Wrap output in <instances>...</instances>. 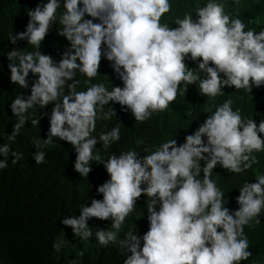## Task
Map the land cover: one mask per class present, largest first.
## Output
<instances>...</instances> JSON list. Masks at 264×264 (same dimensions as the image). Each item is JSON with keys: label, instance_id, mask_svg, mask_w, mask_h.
<instances>
[{"label": "clouds", "instance_id": "obj_1", "mask_svg": "<svg viewBox=\"0 0 264 264\" xmlns=\"http://www.w3.org/2000/svg\"><path fill=\"white\" fill-rule=\"evenodd\" d=\"M61 8L63 30L59 34L70 47L56 62L40 47ZM171 8L170 0H47L29 10L26 30L10 33L9 40L13 45L27 40L37 50L8 51L7 66L10 81L22 89L29 88L30 73L38 78L31 84L30 95L20 94L11 103L18 122L8 139L15 142L28 123L30 109L54 104L43 144L53 143V137L66 141L77 153L74 169L80 176H89L90 162L95 160L110 177L97 188L102 200L91 199V206L82 205L78 217L63 218L61 223L71 227L74 236L89 240L93 236L90 219L110 220L116 231L97 230L95 236L101 246L118 244L131 253L124 264H240L253 256L244 228L253 221L260 223L264 172L239 189L235 198L239 208L232 211L225 206L211 171L220 165L227 174L251 177V168L258 163L256 154L264 152V119L257 125L253 118H243L239 109L234 111L232 100H226L183 143L168 140L142 157L134 149L113 153L107 161L95 154L97 143L108 148L120 140L119 125L98 138L92 135L98 119L117 116L113 107L103 111L110 101L143 123L153 113L167 111L181 86L186 92L197 81L200 93L210 98L224 95L225 87L251 93L253 87L264 86V29L245 31L247 25L215 0L197 8L195 19L192 14L177 18L178 27L173 28L161 24ZM103 58L123 87L109 91L98 83L77 91V72L93 80L100 74ZM187 60L198 67L189 68ZM197 69L206 78L201 79ZM65 89L67 94H63ZM39 123L40 119L31 120V125ZM33 144L36 149L42 147L40 138H34ZM10 151L8 144L0 145L4 157L0 170L8 167ZM11 155L13 164L23 158L19 152ZM45 156L44 151L33 153L36 164L45 163ZM201 172L203 178L197 179ZM142 195L147 197L148 231L143 236L129 231L119 239V231ZM52 246L59 252L61 241Z\"/></svg>", "mask_w": 264, "mask_h": 264}, {"label": "trees", "instance_id": "obj_2", "mask_svg": "<svg viewBox=\"0 0 264 264\" xmlns=\"http://www.w3.org/2000/svg\"><path fill=\"white\" fill-rule=\"evenodd\" d=\"M209 0H170L171 11L161 19V24L178 27L177 18L183 19L185 14H192L197 18V8L205 6ZM223 3L226 13L231 17H239L249 29L259 32L264 29V0H215ZM47 0H0V145L8 144L11 151L8 154V167L0 170V264H124L128 255L126 249L118 244L109 243L101 246L95 236L97 230L116 231L110 220L92 218L88 221L93 236L89 240H81L74 236L71 227L65 226L61 220L66 217L79 216L81 206H91V199L102 200L103 195L97 192L110 177L104 165L93 160L90 162L92 171L87 178L80 176L74 169L77 153L70 143L53 137V143L43 144L48 138L50 114L54 104L41 109L36 106L30 109L28 123L20 129L15 142L8 139L13 126L17 123L11 111L12 101L20 94L30 95L32 82L38 77L29 74V88L22 89L10 81L7 53L14 48L21 52L36 51L27 40L11 44L9 34L13 35L25 31L29 22L28 11L34 10L38 4ZM63 8L58 10L57 22L42 42L40 50L59 62L61 55L70 47V42L59 34L63 25L59 23V16ZM90 18V17H86ZM189 68H197L198 64L186 61ZM99 75L91 81L77 72L74 79L78 81L77 91H85L92 84L103 83L111 91L113 87H123V82L117 78L110 62L103 58L99 68ZM201 79L206 74L197 69ZM69 81L68 83H72ZM224 95L210 98L199 91V81L189 85L186 92L181 86L179 94L169 109L160 113H153L152 117L143 123L136 122L131 111H124L121 105L109 102L103 108L104 112L110 108L116 110L117 116L110 120L98 119L93 136L110 132L114 127H120V140L104 148L97 143L95 154H99L103 161H107L113 153L135 150L141 157L156 151L160 145L168 140L177 139L178 144L184 142L185 136L192 134L206 117L215 112L216 107L226 100H232L233 110L239 109L245 119H254L257 123L264 119V86L253 87L252 92L236 91L234 87H225ZM63 94H67V89ZM195 118V119H194ZM32 119H40L38 125H31ZM264 139V134H261ZM41 139L42 147L36 149L33 139ZM142 141V143H138ZM206 141V138H205ZM23 154V158L16 164L12 163L11 152ZM44 151L46 162L36 164L33 153ZM255 154V153H253ZM258 163L254 164L251 177L247 175L227 174L225 169L217 165L211 171V178L217 182V187L224 194L226 207L238 210L236 197L239 189L250 179H256L258 173L264 172V152L256 154ZM0 159H4L0 156ZM205 166L201 161V167ZM203 178V172L197 179ZM228 201V203H227ZM147 197L141 196L137 200L135 211L125 220L118 233L119 239H124L129 231L143 236L148 231ZM260 223L245 226L253 256L240 264H264V210L259 217ZM61 241V250L53 249L54 241ZM143 242L141 241V246ZM82 253V255H81Z\"/></svg>", "mask_w": 264, "mask_h": 264}]
</instances>
